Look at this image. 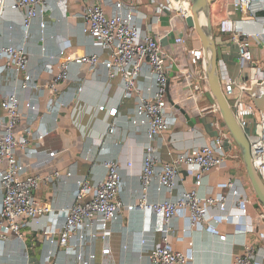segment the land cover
Listing matches in <instances>:
<instances>
[{"label":"crops","instance_id":"obj_1","mask_svg":"<svg viewBox=\"0 0 264 264\" xmlns=\"http://www.w3.org/2000/svg\"><path fill=\"white\" fill-rule=\"evenodd\" d=\"M50 5V12L45 16L46 29L40 31L41 20H36L27 32L23 28V11L15 8L16 0H0V46L23 47L28 53L30 73L35 79V86L19 88V80L15 74L5 68V61L0 58V102L2 97L16 91L21 103L31 102L39 110V120L23 118L17 128V137L25 136L28 128L34 135L46 130L49 137L40 143L30 145L29 150H17L16 155L25 167V176H49L55 172L62 174L60 180L43 185L36 192L37 201L53 209L54 216L41 217L37 223H31L22 228L23 240L14 237L1 247L0 264H45L49 252L54 253L51 264H151L148 258L150 249L161 241V234L155 231L160 226V218L151 213L138 210L129 213L121 211L117 220L110 225L111 237L102 239L95 228L88 232L78 233L70 242V246L77 251L72 254L58 247L56 236L47 237L40 230L56 225L61 228L63 222L55 221V215L69 208L73 204V192L80 180H90L93 183L102 181L105 177L104 163L115 161L122 166V184L120 198L125 205L136 202L140 197V170L143 153L147 144L144 126H134L131 119L135 116L136 100L123 104V80L120 77L108 78L104 67L90 72L88 66L79 68L72 66L70 79L57 85L60 92L59 102L53 101L54 94L48 88L55 75L60 71L58 61L59 48L65 47V53L73 58H80L87 54L107 56L104 49L94 46L92 40L83 34V9L99 4L109 15L116 12L118 4L136 9V24L143 33L158 34L163 37L162 47L169 60L173 62V74L168 93L169 105L173 107L178 117V125L165 135V140L158 152L162 162L168 159V151H175L170 144V137L174 135L177 147L185 149L194 142L190 137L182 136L187 128H194L210 138L216 136L215 123L219 122L227 129L222 116L219 114H201L202 107L216 104L213 98L207 72L202 64H192V53L202 49L200 32L197 28L187 26L183 9H165L158 13V8L166 4V0H46ZM212 19L217 17L216 4L210 5ZM215 11V12H214ZM218 10V14H219ZM239 27L249 34L261 32L264 29V15L258 2L253 4V15H241L233 12ZM215 57L219 65L220 82L223 77H230L237 84L246 82L254 93L264 96V39L253 40L252 52L254 63L242 62L239 58L236 44L230 35L218 32L217 24L212 25ZM24 35L27 38L24 39ZM182 38L185 45L177 44L176 39ZM52 65L51 72L45 69ZM199 82L205 92L194 94L191 84ZM154 79L146 70L142 75L140 86L144 91L148 87L154 88ZM253 101L251 96L241 93L237 88L236 97ZM62 104L63 107H59ZM217 105V104H216ZM255 105V104H254ZM256 107V106H255ZM104 108V110H101ZM117 109L116 117L110 112ZM258 110V109H257ZM29 115H34L32 112ZM0 116L2 111L0 108ZM41 120V121H40ZM117 126L113 135H109L111 124ZM193 124V126H190ZM254 120L245 130L248 139H254ZM119 141L123 143L118 144ZM38 149V152H36ZM233 159L228 162V168L213 172L207 179L206 185L213 188L214 195L224 192L225 180L237 177L253 194L252 187L246 175L241 152L232 151ZM29 151V152H28ZM57 151L54 158L48 155ZM127 162L134 164L132 169L126 167ZM161 166V164L159 165ZM70 177H66V174ZM186 183L184 188H193L192 175L184 173ZM206 193V188L201 190ZM151 201L163 198V194L151 193ZM2 203V189L0 187V208ZM257 204L249 210L244 219L248 225H253L255 233L250 235L251 241L259 248L264 264V222L257 217ZM188 225L185 220L174 222L175 238L182 235V229ZM40 229V230H39ZM236 227L222 224L217 229L208 227L207 233L195 232L191 239L177 242L171 239V249L184 251L190 247L194 249L195 264H231L233 256L241 251L244 237L236 235ZM1 233V229H0ZM227 235L226 241H220L218 236ZM83 239H82V238ZM146 243L143 245L142 241ZM53 242V244H52ZM110 253L105 254L104 250ZM80 255L79 260L77 256Z\"/></svg>","mask_w":264,"mask_h":264},{"label":"built area","instance_id":"obj_2","mask_svg":"<svg viewBox=\"0 0 264 264\" xmlns=\"http://www.w3.org/2000/svg\"><path fill=\"white\" fill-rule=\"evenodd\" d=\"M185 1L191 5L190 0ZM217 6L216 16L222 3H227V9L221 18H218L217 29L222 35H230L236 44L240 60L253 64V40L264 39V29L261 32L249 34L244 32L238 22L232 18L233 12L241 15L252 14L253 4L258 2L264 15V0H212ZM170 2L158 8V13L169 10ZM15 8L23 11V28L28 32L36 20H41L40 31L44 33L46 23L43 21L50 12V5L46 0H16ZM171 9V8H170ZM136 9L126 8L118 4L116 12L107 14L97 3L83 9V34L90 38L99 48L105 50L107 56L87 54L80 58H73L65 53V47L59 48L58 61L60 71L55 75L48 88L53 92V101L59 102L60 92L57 85L70 79L72 66H88L90 72L104 67L108 78L120 77L123 80V104L136 100L135 116L131 119L134 126H144L147 144L143 153L140 170V197L136 202L125 205L121 198L122 166L115 161H106L105 177L102 181L93 183L90 180H80L73 192V204L55 215V221L63 222L61 228L56 225L42 228L40 232L47 236L58 238V247L76 254L71 240L78 233L95 228L102 239L111 237L110 225L117 220L123 209L129 213L142 210L160 218V226L155 231L161 234V241L150 249L148 258L151 264H195V253L192 247L184 251L171 249V239L175 238L174 222L185 220L188 225L183 227L182 235L176 237L177 242L191 239L195 232L207 233V228L217 229L220 225H232L237 229L236 235L244 237L241 251L232 258L231 264H260L262 255L251 241L250 235L255 233L253 225H248L244 219L249 210L257 204V217L264 222V206L258 203L256 196L247 189L237 177H229L224 183V192L215 196L213 188L206 185L207 179L213 172L228 168V162L233 159L231 152L237 145L229 131L215 123L216 136L207 138L194 128H187L182 136L191 138L194 142L185 149L174 143V135L170 137V144L175 151H168V159L162 162L158 152L165 140V135L178 125V117L169 105L168 93L173 74L174 63L169 60L162 47L163 37L158 34L143 33L136 24ZM185 18L188 14L183 9ZM27 35H24V39ZM177 44L185 45L182 38L175 40ZM0 58L5 61V68L11 70L19 80V88L35 86V79L30 73L29 56L25 48L15 46H0ZM192 64H202L206 70L202 49L192 53ZM49 72L52 65L47 64ZM148 70L154 79V88L146 91L140 86L143 73ZM223 93L230 103L239 126L245 131L254 120V139H250L251 154L255 170L264 184V113H260L252 101L236 97L237 88L241 93H248L250 88L246 82L237 84L230 77L221 78ZM194 94L204 99L205 92L199 82L191 84ZM60 105V104H59ZM59 107H63L61 104ZM2 116H0V187L2 189V203L0 208V254L1 247L10 239L23 240L22 228L31 223H37L43 217L54 216V211L48 206L41 205L36 199V192L48 183L60 180L62 174L55 172L49 176H25V167L22 166L16 155L17 150L27 151L32 143H44L49 133L46 130L34 135L28 128L25 136L17 137L15 129L23 118L31 121L39 120V110L31 102L21 103L16 91L2 97L0 102ZM104 110V108H101ZM117 109L110 112L116 117ZM32 112L34 115H29ZM201 114H219L216 104L202 107ZM41 121V120H40ZM117 126L113 123L109 128V135H113ZM123 142L119 141L121 145ZM36 149V152H38ZM29 152V151H28ZM57 151L49 153L54 158ZM161 164V166H159ZM243 164V163H242ZM134 164L127 162L130 170ZM184 173L192 175L193 188H184L186 183ZM68 173L66 177H70ZM206 188V193L201 190ZM163 194V198L151 201V193ZM220 241H226L227 235H219ZM82 238V237H81ZM83 239V238H82ZM145 245L146 241H142ZM53 244V242H52ZM105 254L110 250L105 249ZM53 252L45 258V264H51ZM77 258L80 260L81 256Z\"/></svg>","mask_w":264,"mask_h":264},{"label":"water","instance_id":"obj_3","mask_svg":"<svg viewBox=\"0 0 264 264\" xmlns=\"http://www.w3.org/2000/svg\"><path fill=\"white\" fill-rule=\"evenodd\" d=\"M170 8L173 10V5L177 0H169ZM192 16L186 18L187 26L191 29L197 28L200 32L202 48L204 53V60L206 64L207 78L209 87L213 98L219 108L220 114L224 124L238 146L247 178L252 187L253 192L258 198L260 204L264 206V184L258 176L251 156L250 141L239 126L234 112L225 98L219 75V65L215 57L213 29L210 18V8L207 0H191ZM227 9V3L224 2L219 7V18H221ZM203 16V17H202ZM248 94L254 101V104L260 113H264V96L254 93V89L249 91ZM193 126V124H190Z\"/></svg>","mask_w":264,"mask_h":264},{"label":"bare ground","instance_id":"obj_4","mask_svg":"<svg viewBox=\"0 0 264 264\" xmlns=\"http://www.w3.org/2000/svg\"><path fill=\"white\" fill-rule=\"evenodd\" d=\"M191 1V0H190ZM212 0H207V3H208V6L210 8V18H211V25L213 24H217L218 23V18H213L212 19V12H211V7L210 5L212 4ZM173 7H175L176 10H181V9H184L186 11V13L188 14V17L189 16H192V5H187L185 1H182V3H175L173 5ZM215 12V11H214ZM203 17V16H202ZM219 17V16H218ZM202 51H203V48H202ZM204 54V53H203ZM205 62V60H204ZM206 65V64H205ZM221 86H222V82H221ZM223 91V90H222ZM224 94V93H223ZM225 96V95H224ZM226 98V97H225ZM228 101V100H227ZM229 103V102H228ZM230 104V103H229ZM231 106V105H230ZM218 107V106H217ZM232 108V107H231ZM219 109V108H218ZM233 110V109H232ZM220 112V111H219ZM234 112V111H233ZM235 115V114H234ZM244 131V130H243ZM245 132V131H244ZM250 149H251V144H250ZM252 156V154H251ZM253 161V159H252ZM255 168V167H254Z\"/></svg>","mask_w":264,"mask_h":264},{"label":"rangeland","instance_id":"obj_5","mask_svg":"<svg viewBox=\"0 0 264 264\" xmlns=\"http://www.w3.org/2000/svg\"><path fill=\"white\" fill-rule=\"evenodd\" d=\"M250 186H251V185H250ZM254 195H255V193H254ZM255 196H256V195H255ZM256 198H257V197H256ZM257 199H258V198H257ZM258 203H260L259 200H258Z\"/></svg>","mask_w":264,"mask_h":264}]
</instances>
